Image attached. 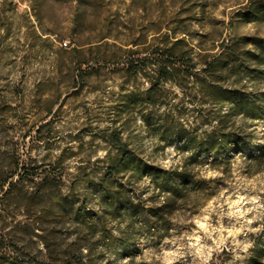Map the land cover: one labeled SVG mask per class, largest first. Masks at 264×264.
Listing matches in <instances>:
<instances>
[{
	"label": "rangeland",
	"instance_id": "rangeland-1",
	"mask_svg": "<svg viewBox=\"0 0 264 264\" xmlns=\"http://www.w3.org/2000/svg\"><path fill=\"white\" fill-rule=\"evenodd\" d=\"M251 45H264V0H0V264L244 261L264 227V168L247 167L264 120L211 102L224 89L264 91L261 50ZM135 61L139 74L128 70ZM162 61L182 88L150 90V64ZM220 121L223 133L252 136L250 150L222 157L218 171L210 155L198 166L167 138L173 129L201 137ZM113 130L144 167H187L221 179L220 190L197 215L178 212L158 241L122 210L125 200L149 205L150 178L132 168L106 178L118 161Z\"/></svg>",
	"mask_w": 264,
	"mask_h": 264
},
{
	"label": "trees",
	"instance_id": "trees-1",
	"mask_svg": "<svg viewBox=\"0 0 264 264\" xmlns=\"http://www.w3.org/2000/svg\"><path fill=\"white\" fill-rule=\"evenodd\" d=\"M253 8L250 10L252 11ZM183 40L176 41L171 47L165 49L164 58L169 60L176 55L174 49L178 44H183ZM261 50L259 56L258 67L264 71V45H251ZM187 60V67L193 69L195 63L193 58L186 53L182 54ZM136 67L132 64L128 69L129 72L139 74L145 68H139V61ZM152 71L155 72L157 78L152 81V88H159L161 84L174 82L180 88L181 83L174 78L177 74V69L173 63L162 61L159 63H151ZM206 67L214 71L217 66L212 63H206ZM135 68V70H134ZM251 71V67L245 64L244 69L240 72L247 76ZM191 76V71L182 75L183 79H188ZM219 108L228 107L232 113L241 116L243 119L261 121L264 120V91L256 94H247L240 88L224 89L216 93L211 102ZM166 120L173 124L174 117L169 115ZM220 125L215 127L211 133L204 136L196 137L188 135L185 129L168 131L167 138L181 142V148L190 152L188 160H194L198 166H202L199 161L200 154L210 155L212 160L210 168L212 170H220V164L223 163L222 157L230 156L234 153L243 154L251 148V133H244L234 127L228 133H223L220 129L224 124L220 121ZM172 126V125H169ZM110 147L116 151L118 157L117 163H113L107 168L106 178L110 177L112 171H121L127 168H132L136 175H147L151 181V195L146 199L149 205H132L126 200L124 204V212L129 216V219H137L143 223L146 231L158 241L170 236L172 230V218L180 211L186 210L191 212L193 216L197 215L204 204L211 200L220 190L219 183L221 179H203L198 175H192L187 170V167L181 170L177 168L165 169L162 167H144L143 161L138 158L123 142L119 132L113 130L107 140ZM248 170H262L264 168V144L256 148L254 156L250 163L247 164ZM252 172V171H251ZM188 228V227H184ZM126 240V239H124ZM83 264L82 259L79 260ZM223 264V263H220ZM229 264H264V227L263 230L255 234L252 238L251 247L244 261L230 262Z\"/></svg>",
	"mask_w": 264,
	"mask_h": 264
}]
</instances>
